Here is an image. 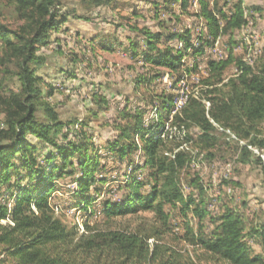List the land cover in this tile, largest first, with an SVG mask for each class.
<instances>
[{
    "label": "trees",
    "instance_id": "obj_1",
    "mask_svg": "<svg viewBox=\"0 0 264 264\" xmlns=\"http://www.w3.org/2000/svg\"><path fill=\"white\" fill-rule=\"evenodd\" d=\"M16 11L25 17L32 12L38 18L30 32L11 31L0 23V42L4 46L2 66L4 78L0 81V114L4 115V127L0 129V191L7 185L6 196L14 195L11 177H17L18 194L10 209L7 202H0V222L12 215L13 225L0 224V246H4L6 259L0 264H88L96 260L114 257L119 264H179L178 256L171 249L154 245L139 234L122 232L89 233L78 237L76 228L69 229L56 216L48 202L55 189L53 181L59 176H74L77 189L74 192L79 201V210H87L95 201L92 194H99L106 178L98 179L101 161L93 144L82 131H75L80 141L60 143V138L68 140L64 131L71 127L85 126L87 123L74 120L63 122L51 105L43 100V88L37 71L47 64V58L40 55V48L46 44L48 35L66 20L58 11L59 0H12ZM200 13L208 30V40L196 47L191 43L189 32L171 33L168 41L179 40L185 44L184 51H193L197 56L204 47L232 31L241 29L247 22L243 0L233 4L232 13L225 7V0H198ZM112 0H92L95 7L110 5ZM189 0H183L187 8ZM148 51L143 54V62L162 68L170 74H180L184 52L174 49H160L164 38L161 33L142 30ZM230 55L226 60L211 61L208 75L199 80L204 87L200 99L188 98L185 105L176 112L170 123L172 131L161 133L164 128L165 113L175 106L172 96H156L151 104L159 105L157 121L146 126L145 111L134 113L126 110L119 113L115 127L118 136L110 143L111 154L124 163L137 151H141L142 166L133 168L119 189L124 192L121 201H104L102 213L107 218L117 215L152 212L167 225L170 216L166 207L179 206L184 218L190 216L203 224L209 217L205 208V190L197 179H191L190 186L197 194L186 196L182 188V173L190 167L191 151L186 144L194 142L192 130H197V139L205 150L217 146L220 135L234 137L246 144L239 147V162L244 165L259 166L264 175V163L252 149L264 150L261 127L264 123V59L253 63L239 62L238 74L226 81L225 74L233 64ZM190 73V71H187ZM14 76L20 89L14 91L6 87L5 76ZM156 75L153 78H158ZM152 79H144L152 81ZM140 82V81H139ZM181 80L175 81L179 83ZM51 93H49L50 95ZM100 106H109V101L100 98ZM209 105V106H208ZM183 135V137H182ZM163 136V137H162ZM31 138L39 143L34 144ZM40 144L53 151L40 159L37 156ZM90 150L94 155H90ZM78 157L76 166L72 159ZM214 155L210 153V157ZM19 160L17 166L14 162ZM133 163L130 164L132 166ZM49 168L50 171H47ZM70 170L68 171V169ZM146 171L145 181H138L137 173ZM22 172L29 182L37 184L21 189ZM77 176V177H76ZM150 189L143 191L146 185ZM199 191V192H198ZM1 193V192H0ZM212 231L206 232L187 228L185 241L226 264H264V231L247 230L243 217L231 209H226L214 220ZM262 238V253L254 254L248 239ZM95 262V261H94ZM95 264V263H93Z\"/></svg>",
    "mask_w": 264,
    "mask_h": 264
},
{
    "label": "rangeland",
    "instance_id": "obj_2",
    "mask_svg": "<svg viewBox=\"0 0 264 264\" xmlns=\"http://www.w3.org/2000/svg\"><path fill=\"white\" fill-rule=\"evenodd\" d=\"M224 2L228 3L225 10L231 14L237 0L222 1L221 6ZM243 2L247 23L241 29L220 37L213 45L205 46L202 54L194 56L192 50L184 51L183 41H168L167 36L189 32L191 43L196 47L209 39L205 21L197 16L200 13L198 0H189L187 8L183 7V0H112L110 5L102 7L93 6L92 0H59L57 9L66 20L49 33L46 44L39 51L40 55L47 58V64L37 71L43 88V100L51 105L63 122L76 120L79 124L87 123L82 127H71L69 132L65 130L68 140L60 138L59 141L61 144L80 141L74 132L85 133L100 157L98 179L106 178V182L99 186V194H92L95 201L86 211L77 207L79 201L74 194L77 189L74 176L58 175L53 181L55 189L49 195L48 202L55 216L66 227L76 228L78 237L110 231L139 234L145 238L152 237L149 240L152 248L159 245L171 249L178 256L179 264H226L185 241L187 228L197 232L202 226L204 231L210 232L213 228L211 219L231 209L243 217L248 231H264V175L259 166L244 165L238 160V149L246 142L220 135L217 146L210 151L205 150L198 142L195 129L191 131L194 142L185 145L192 153V162L187 171L182 173V188L186 196L197 194L199 188L194 190L190 186L191 179H197L204 188L205 208L209 217L203 224L191 216L184 218L179 206L166 207L170 216L167 225L152 212L139 211L113 218H107L102 213L104 201L122 200L124 192L119 186L128 179L124 176H130L134 167L144 163L141 151L134 153L124 163L109 152L108 143L118 136L115 124L121 111L134 113L143 110L145 125H151L157 121L159 110V105L151 104L152 100L157 102L156 96H172L175 103L184 90L188 98L200 99L204 87L199 84V80L208 75L211 61L226 60L232 55L234 62L225 74L228 81L237 76V63L246 60L255 66L264 59V0ZM37 18L30 11L23 17L16 11L12 0H0V23L11 31L30 32ZM145 29L164 36L159 44L160 49L171 48L175 52H184L180 74H170L165 69L143 62V54L148 51L142 32ZM3 56L4 46L0 42V81L4 78ZM156 75L160 77L153 78ZM152 78V81L144 80ZM178 78L181 82L175 83ZM5 79L6 87L14 91L20 89L14 76L6 75ZM100 98L107 99L109 106H100ZM173 111L172 105L169 112L164 114L165 126L161 133L172 131L181 137L176 130H170ZM3 127L4 115L0 114V129ZM261 131L264 138V123ZM31 140L38 145L37 140ZM52 151L40 144L37 156L42 159ZM252 151L264 163V150ZM89 153L94 155L92 150ZM210 153L214 156L210 157ZM77 160V156L72 159L75 166ZM14 163L17 166L21 164L19 160ZM47 171H50L49 168ZM26 173H21V189L38 182L34 180L30 183L25 178ZM145 175L146 171L138 172V181H145ZM16 179L13 174L11 185L14 195L11 198L6 196L7 185L1 187L0 191V202H7L10 209L18 194ZM148 189L150 187L147 184L143 191ZM0 224L13 225L12 215ZM87 226L90 228L89 233ZM247 241L254 254L262 253L261 237ZM4 248L0 246V259L8 260ZM93 263L98 264L96 260H88V264ZM6 264H11V261ZM100 264L119 263L114 257H109L102 259Z\"/></svg>",
    "mask_w": 264,
    "mask_h": 264
},
{
    "label": "bare ground",
    "instance_id": "obj_3",
    "mask_svg": "<svg viewBox=\"0 0 264 264\" xmlns=\"http://www.w3.org/2000/svg\"><path fill=\"white\" fill-rule=\"evenodd\" d=\"M245 62H247L245 60ZM177 96V95H176ZM188 99V94L185 93L184 90L181 91L179 98L176 100L175 102V106H174V111L172 112V116L176 113L179 112V110L183 107L184 103L187 101ZM181 103V104H179ZM173 118V117H172Z\"/></svg>",
    "mask_w": 264,
    "mask_h": 264
},
{
    "label": "built area",
    "instance_id": "obj_4",
    "mask_svg": "<svg viewBox=\"0 0 264 264\" xmlns=\"http://www.w3.org/2000/svg\"><path fill=\"white\" fill-rule=\"evenodd\" d=\"M179 104H181V103H179Z\"/></svg>",
    "mask_w": 264,
    "mask_h": 264
}]
</instances>
